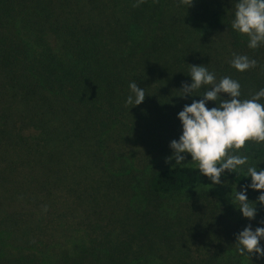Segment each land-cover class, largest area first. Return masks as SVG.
I'll return each instance as SVG.
<instances>
[{
  "label": "trees",
  "instance_id": "obj_1",
  "mask_svg": "<svg viewBox=\"0 0 264 264\" xmlns=\"http://www.w3.org/2000/svg\"><path fill=\"white\" fill-rule=\"evenodd\" d=\"M136 3L0 0V264L248 260L237 251L236 237L248 225L264 227L261 192L246 193L256 204L252 220L234 196L251 184L248 167L264 170V142L229 150L248 157L221 176L229 186H206L212 181L190 156L176 166L166 161L171 141L182 134L178 113L208 88L183 98L190 66L204 65L217 82L225 76L238 81L240 100L264 89V71L257 72L259 60L247 51L248 37L235 30L229 61L215 62L209 40L223 24L215 6ZM235 55L256 60V67L237 71ZM132 82L145 91L138 106L126 104ZM103 148L136 159L133 169L149 167L145 181L135 178L118 192L113 182L89 180L86 163L76 160L102 157ZM166 199L177 202L162 204Z\"/></svg>",
  "mask_w": 264,
  "mask_h": 264
},
{
  "label": "clouds",
  "instance_id": "obj_2",
  "mask_svg": "<svg viewBox=\"0 0 264 264\" xmlns=\"http://www.w3.org/2000/svg\"><path fill=\"white\" fill-rule=\"evenodd\" d=\"M144 0H137L134 7H139ZM181 3L192 6L193 0H181ZM235 18L232 28L248 37V47L256 49L264 44V0H239L235 5ZM256 60L246 55H235L231 66L239 72L255 68ZM191 84H183L181 92L183 98L194 97V93L202 86H208L200 100H193L185 105L178 113L182 125L179 140L170 143L172 156L168 163L175 160V165L184 162L187 156L195 163L202 176L209 178L213 185L221 183V176L226 170L233 173L239 166L248 162L247 156L229 154V150H240L248 141L264 142V104L258 101L264 98L261 89L251 99L240 100V84L230 77H223L216 81L214 73H210L204 66H190ZM131 95L126 104L140 105L145 100V91L136 82L129 85ZM228 98L225 99L224 96ZM219 104L209 109L208 102ZM248 177L251 184L241 191L235 192L234 199L239 203V211L243 217L252 220L256 216V204L253 206L247 199V190L261 192L257 203L264 207V170L257 171L256 167H248ZM264 224V221H261ZM264 241V227L252 230L251 225L245 227L236 237L237 251L241 256L249 259L253 254L257 258H264V248L260 242Z\"/></svg>",
  "mask_w": 264,
  "mask_h": 264
},
{
  "label": "rangeland",
  "instance_id": "obj_3",
  "mask_svg": "<svg viewBox=\"0 0 264 264\" xmlns=\"http://www.w3.org/2000/svg\"><path fill=\"white\" fill-rule=\"evenodd\" d=\"M203 1L212 6H215L223 14V24L215 33H213V35H211L210 37L211 40H209V43H213V48L211 52L213 55L212 58L215 60V62L217 63L225 62L222 59L223 57H226L227 62H228L229 56H231V53L233 52V50L227 43L231 37L230 31L234 30L231 25H232V21L235 18V11H236L235 5L237 3L234 0H203ZM243 36L247 37L246 35H243ZM247 51L250 54V56L254 52L255 58L259 60L257 72L264 71L261 69L264 66V44H261L256 49H250V50L247 49ZM262 59H263V62H262ZM103 151H104V148L100 150V152L103 153L101 154L102 157H97V158L94 157L91 159H85V162L83 161V159L76 160L78 164H80V162L86 163V166L88 169L86 170H87L89 180H91L92 178L93 179L97 178V180L102 181V179H104L106 182H111V185L113 182V187H115L118 192L124 189L126 185L135 178L139 179L140 181H145L147 177L146 175L147 170L150 169L149 167L133 169L131 167L133 166V163H135L136 159H125L123 158V156L116 153L117 152L116 149L115 151H111L110 154H108V151L106 152H103ZM228 184L229 183L226 181H221L220 184H216V185L229 186ZM216 185H213L212 183H208L206 186L212 189ZM143 187L144 186L138 187L132 190L130 194L141 191ZM197 191L198 189L192 190L188 192V195L193 194ZM111 193L112 192L109 191V196L111 195ZM153 199H156V197H154ZM176 200L177 199H170V200L166 199L163 202L161 201V203L162 204L164 203V205H166L168 202L173 204L174 202H177ZM14 243L16 242H13V245ZM209 246L212 248L214 245L211 244ZM194 248H195V245L189 248V252L191 254L194 251ZM47 253L49 254L50 251H47ZM244 264H264V258L258 261L255 260L254 262L248 259L245 261Z\"/></svg>",
  "mask_w": 264,
  "mask_h": 264
}]
</instances>
